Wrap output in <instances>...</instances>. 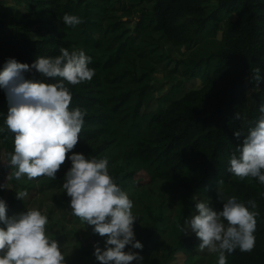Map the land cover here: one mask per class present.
I'll return each mask as SVG.
<instances>
[{"label": "trees", "instance_id": "obj_1", "mask_svg": "<svg viewBox=\"0 0 264 264\" xmlns=\"http://www.w3.org/2000/svg\"><path fill=\"white\" fill-rule=\"evenodd\" d=\"M21 2L47 29L32 36V20L27 28L0 22V69L9 58L30 65L37 56L59 55L61 47L83 48L92 57L89 67L95 75L70 86V108L87 111L72 151L107 157L110 174L126 192L136 189L139 203L149 199L143 189H161L156 211L147 214L140 264H169L178 254L195 258V264L208 259L216 264V256L200 251L195 234L183 233L181 226L195 212L194 195L222 209L218 191L257 203L255 246L250 252L237 249L227 264H264V185L227 171L239 143L234 131L246 133L264 102V83L257 88L250 79L253 69H264V0ZM66 13L80 16L83 23L64 25ZM167 46L178 49L181 58L170 56ZM166 62L174 64L172 74L179 79L158 97L154 74ZM154 100L159 108L146 112ZM7 112L8 100L0 90V126ZM12 150L13 136L5 130L0 133V176L7 185L29 193L62 187L70 161L65 160L56 179L16 180L8 178L15 171L8 163ZM14 210L9 203L7 215Z\"/></svg>", "mask_w": 264, "mask_h": 264}, {"label": "clouds", "instance_id": "obj_2", "mask_svg": "<svg viewBox=\"0 0 264 264\" xmlns=\"http://www.w3.org/2000/svg\"><path fill=\"white\" fill-rule=\"evenodd\" d=\"M61 21L71 28L83 23L80 16L67 13ZM91 63L92 57L78 47H61L59 55L37 56L30 65L15 58L5 61L0 69V90L6 94L8 112L0 133L7 130L13 136V150L7 156L15 169L8 178L56 179L67 159L71 166L63 177L62 188L70 198L72 215L106 237L103 249L94 246L99 264H140L143 257L134 251L143 249L134 233L139 216L133 212L129 194L110 174L109 159L72 151L80 139L87 111L70 108V86L92 80L95 69L89 67ZM35 73L55 83L38 79ZM250 79L259 88L264 83V69H253ZM258 112L246 133L242 129L234 131L239 143L228 159L227 171L241 180L255 179L264 185V102ZM26 195L25 191H17L18 199L24 200ZM217 198L222 209L213 207L210 198L202 200L194 195L195 212L185 218L181 231L194 233L200 251L214 254L216 264H227V257L237 249L250 252L255 246L257 203L251 199L243 202L219 191ZM6 212L7 203L0 198V264H66L68 254L49 232L46 214L35 207L11 217Z\"/></svg>", "mask_w": 264, "mask_h": 264}, {"label": "rangeland", "instance_id": "obj_3", "mask_svg": "<svg viewBox=\"0 0 264 264\" xmlns=\"http://www.w3.org/2000/svg\"><path fill=\"white\" fill-rule=\"evenodd\" d=\"M28 20L35 22L34 26L29 29L32 36H39L42 34V30L47 29L44 23L36 21L26 3L21 2V0H0V22L12 27L27 28L25 23ZM230 20L234 21L236 17L231 16ZM135 23L136 21L132 24V28H134ZM48 33H44V35ZM181 50L184 51L185 49L182 48ZM166 51L173 58H181L182 53L172 46H167ZM173 68L174 64L172 62H166L157 68L154 74V84L158 89L156 96L162 97L167 94L179 79L177 75L172 74ZM189 85L192 86V84ZM156 100L147 107L146 112L159 108V103ZM165 106L166 104L163 107ZM3 179L1 175L0 185H5V187H0V198H3L7 205L13 203L15 207V210L11 211L12 213L9 214V217L26 211L27 207L40 209L49 218L47 226L49 232L57 240L58 244L64 248L65 253L68 254L65 258L66 264H99V261H97L93 254L95 251L94 246L98 244L103 249L106 237L94 233L93 226L88 225L86 222L82 223L78 217L72 215V211L69 208L70 198L64 193L62 187L44 193H40L39 189L32 193L25 191L27 195L23 200L17 198V191L23 190L13 188L10 184L7 185V182L3 181ZM160 191L159 187L155 188L152 186L143 189L141 192L146 193L149 199L141 203L136 200V194L138 193L136 189L127 192L134 203L133 212L139 216L134 224V233L136 239L142 244H144L145 231L150 224L147 214L148 212L153 213L156 211ZM189 232L191 231L189 230ZM128 247L126 246L125 251L128 250ZM134 251L141 254L140 249H135ZM195 262V258H188L185 255L178 254L175 260L169 262V264H195ZM213 262L208 259L205 264H213ZM131 264H137V262L133 261Z\"/></svg>", "mask_w": 264, "mask_h": 264}]
</instances>
